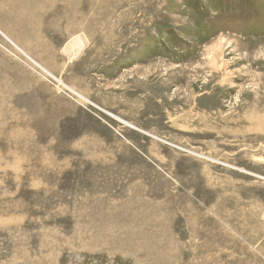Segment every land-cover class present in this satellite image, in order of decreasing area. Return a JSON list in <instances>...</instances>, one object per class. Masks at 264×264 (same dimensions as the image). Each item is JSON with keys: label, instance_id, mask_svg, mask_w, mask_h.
<instances>
[{"label": "rangeland", "instance_id": "rangeland-1", "mask_svg": "<svg viewBox=\"0 0 264 264\" xmlns=\"http://www.w3.org/2000/svg\"><path fill=\"white\" fill-rule=\"evenodd\" d=\"M0 31V264H264V0H0Z\"/></svg>", "mask_w": 264, "mask_h": 264}, {"label": "bare ground", "instance_id": "bare-ground-1", "mask_svg": "<svg viewBox=\"0 0 264 264\" xmlns=\"http://www.w3.org/2000/svg\"><path fill=\"white\" fill-rule=\"evenodd\" d=\"M1 32V31H0ZM3 34V33H2ZM65 53L68 55L69 58H75L80 53V48L76 47L74 44H66L65 46ZM52 75V74H51ZM61 80V79H60ZM62 81V80H61ZM61 84V83H60ZM81 98L85 99L82 94H78ZM124 121V120H123ZM259 121V120H258ZM126 124V122H125Z\"/></svg>", "mask_w": 264, "mask_h": 264}]
</instances>
